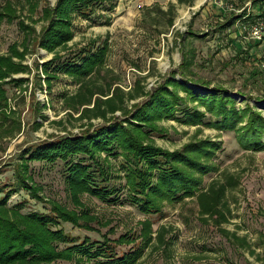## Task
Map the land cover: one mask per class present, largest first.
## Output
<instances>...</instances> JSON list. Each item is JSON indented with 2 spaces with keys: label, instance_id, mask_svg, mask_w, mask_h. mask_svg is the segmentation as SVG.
<instances>
[{
  "label": "rangeland",
  "instance_id": "obj_1",
  "mask_svg": "<svg viewBox=\"0 0 264 264\" xmlns=\"http://www.w3.org/2000/svg\"><path fill=\"white\" fill-rule=\"evenodd\" d=\"M55 2L39 0L36 11L30 12L26 0H0V11L10 4L18 16L13 22H0V55L9 54L10 46L22 50V43L29 40V52L21 62L27 71L10 77L22 82L5 86L6 100L0 105V188L10 194L7 206L22 214L55 217L59 223L51 229L61 230L71 240L57 244L61 251L89 239L107 241L116 256L137 252L135 264H264V150H245L237 133L207 128L205 124L213 120L208 114L204 125L197 126L163 119L158 122L160 131L149 134L152 145L167 152L183 151L185 145L199 140H211L218 146L209 162L216 169L201 178L193 196L163 202L158 212L143 214L128 200L121 156H111L104 164L106 177H96L98 184L114 189L112 201L83 193L75 199L78 205L66 187L65 163L25 161L29 148L130 120V113L177 72L183 54L193 57L186 72L193 93L205 96L222 89L224 95L233 97L236 109L249 107L264 118V72L258 66L264 43L239 34L241 26H250L262 4L252 0H110L96 4L88 16L73 17V39L59 55L61 61L67 57L78 60L81 51L94 50L92 43L105 45L104 64L81 82L57 74L48 83L41 66L54 54L40 49L37 40L45 25L40 21L41 10L53 8ZM256 4L259 10L252 11ZM167 11L173 17L172 27L166 23ZM245 14L251 19H238ZM231 16L236 17L233 25L219 29ZM20 21L28 31L20 29ZM174 79L184 82L177 74ZM178 95L185 98L181 90ZM186 105L195 104L187 100ZM81 158L73 157V161ZM20 180L36 195L19 189ZM213 187L219 196L207 205L210 213L204 214L198 196ZM53 205L78 216L85 213L89 220L85 224L81 219L77 225L63 222L56 218ZM94 262L76 253L68 261L51 264Z\"/></svg>",
  "mask_w": 264,
  "mask_h": 264
},
{
  "label": "trees",
  "instance_id": "obj_2",
  "mask_svg": "<svg viewBox=\"0 0 264 264\" xmlns=\"http://www.w3.org/2000/svg\"><path fill=\"white\" fill-rule=\"evenodd\" d=\"M107 1L110 0H56L53 8L45 6L41 10L40 21H44L45 25L41 28L37 44L48 54H54L53 58L41 66L48 83L57 74H66L81 82L104 64L107 51L105 45L95 47L92 43L94 50L87 48L81 51L78 60L67 57L61 61L59 50L67 49L68 43L73 39V17L78 14L88 16L93 12L94 5ZM38 2L39 0H26L30 12L36 11ZM256 2L264 4V0H255L254 3ZM244 16H239L238 19ZM17 18V12L10 4L0 11V22L10 23ZM235 19L236 17L231 16L218 28L233 25ZM245 19L251 17L247 16ZM172 22V17H168L167 26H172ZM19 27L22 31L29 30L21 21ZM28 42L27 38L22 43V50L17 46H10L9 54L0 55V105L6 100L5 86L22 82L21 79L9 80L10 77L27 71V67L21 62L29 52ZM15 59L19 63L14 62ZM192 59V56L183 54L177 72H172L143 105L130 113V120L29 148L25 161L54 163L58 160L65 163L66 187L74 200L85 193L102 201H112L114 189L101 186L96 177H106L104 164H108V159L116 155L123 159L128 200L141 213L158 212L159 204L163 202L193 196V192L201 184V178L216 169L209 162L218 146L211 140H199L185 145L183 151H163L152 145L149 138L150 133L160 131L158 122L173 119L187 126L204 125L205 114H208L213 120L205 124L207 128L233 131L237 133L238 142L243 149L260 152L264 150V118L249 107L240 111L236 109L233 97L224 95L222 89L211 91L205 96L193 93L187 86L192 80L186 74L192 65ZM176 74L184 81L182 84L174 79ZM178 90L185 93V98L179 97ZM187 100L195 105L188 107ZM178 112L181 113L180 117L175 116ZM101 155H105L104 159ZM77 156L82 158L73 161V157ZM18 185L19 189L31 190L30 193L36 195L24 180H20ZM9 196V192L3 193L0 188V264H51L57 260L68 261L76 253L88 260L94 259V264H135L138 259V253L134 251L122 256L114 255L107 241L91 242L87 239L81 244L58 250L57 244L71 240L61 230L51 229L52 224L59 223L55 217L36 212L22 214L18 208L7 206ZM217 196L219 190L216 187L198 196V202L205 210L204 214L210 213L211 208L207 205L213 203ZM75 203L78 205L77 200ZM53 212L57 219L75 225L81 219H84L85 224L89 220L85 213L78 216L59 205H53ZM150 239L148 236L147 240ZM100 258L103 260H99Z\"/></svg>",
  "mask_w": 264,
  "mask_h": 264
},
{
  "label": "built area",
  "instance_id": "obj_3",
  "mask_svg": "<svg viewBox=\"0 0 264 264\" xmlns=\"http://www.w3.org/2000/svg\"><path fill=\"white\" fill-rule=\"evenodd\" d=\"M254 17L250 26H241L240 34H245L254 43L262 42L264 38V4ZM258 66L264 72V51L259 55Z\"/></svg>",
  "mask_w": 264,
  "mask_h": 264
},
{
  "label": "crops",
  "instance_id": "obj_4",
  "mask_svg": "<svg viewBox=\"0 0 264 264\" xmlns=\"http://www.w3.org/2000/svg\"><path fill=\"white\" fill-rule=\"evenodd\" d=\"M252 1H255V0H252ZM249 3H251V2H249ZM259 4H260V3H259ZM201 5H202V4L199 3L198 6H196V7L199 9V7H200ZM257 6H259V5L256 4V6H254V9H252V11H253V10H255V11L257 10V11H258V10H259V7H257ZM197 8H196V9H197ZM260 8H261V7H260ZM191 9H192V8H191ZM239 10H240V9L237 8V9H236V12H238ZM167 13H168V11H167V12H164V15H165L167 18H168V17H171V16H169ZM187 13H188V12H187ZM166 14H167V15H166ZM247 15H249V14H245L244 18H246ZM185 16H186V15L183 14V15H182V19L185 18ZM244 18H243V19H244ZM172 19H173V17H172ZM172 26H173V22H172ZM172 26H170V27H172ZM239 34H240V33H239ZM255 43H256V42H255ZM257 43H258V42H257ZM260 43H261V45L264 43V38H263V42H259L258 44H260Z\"/></svg>",
  "mask_w": 264,
  "mask_h": 264
}]
</instances>
